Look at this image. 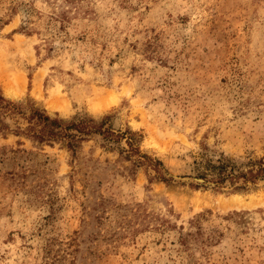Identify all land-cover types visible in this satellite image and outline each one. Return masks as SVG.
I'll use <instances>...</instances> for the list:
<instances>
[{
	"label": "rangeland",
	"instance_id": "obj_1",
	"mask_svg": "<svg viewBox=\"0 0 264 264\" xmlns=\"http://www.w3.org/2000/svg\"><path fill=\"white\" fill-rule=\"evenodd\" d=\"M0 93V264H264V179L189 184L264 161V0H0ZM31 106L109 132L40 141ZM197 216L214 240L181 247Z\"/></svg>",
	"mask_w": 264,
	"mask_h": 264
},
{
	"label": "trees",
	"instance_id": "obj_2",
	"mask_svg": "<svg viewBox=\"0 0 264 264\" xmlns=\"http://www.w3.org/2000/svg\"><path fill=\"white\" fill-rule=\"evenodd\" d=\"M20 105V103L6 100L0 93L1 116L2 114L3 116H6V114L23 115L22 106ZM29 111V114L24 116V119L27 121V125L24 128L25 131H31L32 136L40 141L63 140L66 142L68 149L71 150L74 149L77 143L82 139V135L90 133L105 135V133L107 134L109 132L107 128H103L106 117L99 122H96L92 117L87 115H77L71 120H64L57 116L51 117L44 110L37 107L31 106L29 107ZM0 126L8 128V124L3 121L2 118H0ZM18 128L19 127H17V129ZM107 136L108 135L105 137ZM115 136L118 137V134ZM128 147L130 152L126 154V156L131 159L130 155L138 153L139 148L133 146V142L130 140H128ZM141 156H143L144 159L138 156L136 159L134 158L132 160L134 165L145 164V167H147V165L150 166L155 172V177L160 180L168 182L172 179L171 176L165 175V170H161L160 167L162 166V162L160 160L152 159L145 153ZM194 162H196V168L200 170L196 175L197 177H201L203 181L201 183L190 182L189 184L193 187L207 185V182H211L212 187L215 189L227 186L230 187L231 190L239 191L248 189L250 185L255 184L259 179H264V161L261 159L249 158L237 164V162L230 157L221 154L217 157H207L201 154L200 157L194 159ZM199 217L200 216H197L189 221L190 227H194L195 230L190 228L183 231V226H178L176 242L181 247L187 248L192 244L191 242H204L206 240V242L209 243L214 240L215 232L213 229H210L206 236L202 238L203 235ZM161 222H165L163 225L164 228L172 227L169 224L170 221L165 218L161 219Z\"/></svg>",
	"mask_w": 264,
	"mask_h": 264
},
{
	"label": "bare ground",
	"instance_id": "obj_3",
	"mask_svg": "<svg viewBox=\"0 0 264 264\" xmlns=\"http://www.w3.org/2000/svg\"><path fill=\"white\" fill-rule=\"evenodd\" d=\"M37 83H38V80H37V76H36V80H35V84L37 85ZM11 92V91H10ZM233 196V195H232ZM251 197V196H250ZM236 198V197H235ZM238 198H239V196H238ZM252 200V199H251ZM243 203H245V200H244V202ZM251 203V202H250ZM247 204V203H246ZM252 204V203H251ZM250 204V205H251ZM239 205V207H240V205H242L241 203H239L238 204ZM244 205V204H243ZM245 206V205H244ZM249 206V205H248Z\"/></svg>",
	"mask_w": 264,
	"mask_h": 264
}]
</instances>
